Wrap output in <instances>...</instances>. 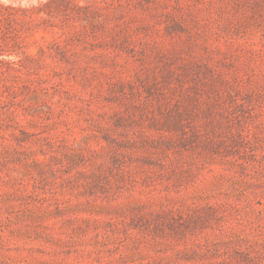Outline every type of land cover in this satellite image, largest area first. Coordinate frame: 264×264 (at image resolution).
Returning <instances> with one entry per match:
<instances>
[{
  "label": "rangeland",
  "instance_id": "374dc122",
  "mask_svg": "<svg viewBox=\"0 0 264 264\" xmlns=\"http://www.w3.org/2000/svg\"><path fill=\"white\" fill-rule=\"evenodd\" d=\"M0 264H264V0H0Z\"/></svg>",
  "mask_w": 264,
  "mask_h": 264
}]
</instances>
